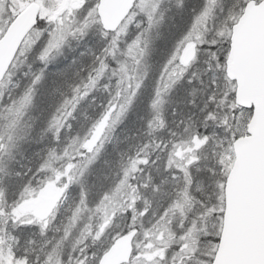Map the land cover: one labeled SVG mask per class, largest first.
Segmentation results:
<instances>
[{"label":"snow or ice","instance_id":"snow-or-ice-1","mask_svg":"<svg viewBox=\"0 0 264 264\" xmlns=\"http://www.w3.org/2000/svg\"><path fill=\"white\" fill-rule=\"evenodd\" d=\"M0 264H264V0H0Z\"/></svg>","mask_w":264,"mask_h":264}]
</instances>
